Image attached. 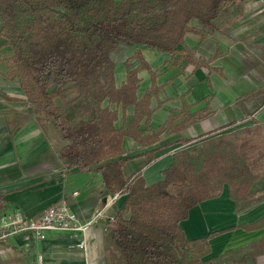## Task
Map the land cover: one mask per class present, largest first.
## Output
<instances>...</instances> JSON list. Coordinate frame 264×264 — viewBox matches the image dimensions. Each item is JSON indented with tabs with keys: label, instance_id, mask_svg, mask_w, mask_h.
<instances>
[{
	"label": "trees",
	"instance_id": "obj_1",
	"mask_svg": "<svg viewBox=\"0 0 264 264\" xmlns=\"http://www.w3.org/2000/svg\"><path fill=\"white\" fill-rule=\"evenodd\" d=\"M243 0H0V36L11 48L6 77L17 80L42 128H52L61 146L57 158L66 172L100 174L110 194L125 196L123 208L108 223V264H255L264 255V238L233 251L213 263L210 236L189 240L180 227L189 211L220 196L224 185L239 210L249 199L252 184L264 176V127L222 133L224 127L194 139L172 155L162 180L146 185L141 173L125 179L122 139L151 146L172 127L175 116L155 132L143 135L138 125H149V103L157 93L156 74L139 52L124 63L126 82L116 87L111 54L121 45L146 46L171 55L172 66H202L184 45L187 33L214 30V21L227 7ZM195 21L198 31L190 27ZM139 66L131 69V62ZM146 70L150 88L137 100V74ZM76 91L68 99L70 91ZM59 101L61 104H58ZM107 102L108 106L104 107ZM117 106L110 110L109 105ZM133 106L127 129H117L122 115ZM195 121L199 120L195 117ZM187 120V119H186ZM153 158L148 156V162ZM264 227V217L245 230ZM228 257V258H226Z\"/></svg>",
	"mask_w": 264,
	"mask_h": 264
},
{
	"label": "crops",
	"instance_id": "obj_2",
	"mask_svg": "<svg viewBox=\"0 0 264 264\" xmlns=\"http://www.w3.org/2000/svg\"><path fill=\"white\" fill-rule=\"evenodd\" d=\"M1 27L0 22V30ZM190 27L202 30V25L195 21ZM184 45L195 60L205 65H187L180 70L171 65V55L146 46L121 44L111 54L116 87L126 82L124 63L137 52L156 74L158 90L150 99L149 125L142 120L138 131L151 134L170 116H175L172 127L185 126L178 132L167 129L157 143L147 147L124 137V155L117 159L139 155L124 164L125 179L141 173L146 185L161 181L172 155L186 147L184 140L229 125L232 126L222 133L250 128L255 123L264 127V0H243L227 7L214 21L213 31L206 32L205 37L187 33ZM10 57L11 48L0 36V216L19 211L36 218L49 206L64 200L84 221L102 209L112 194L103 187L99 173L64 170L57 158L61 142L56 133L52 128L40 127L19 82L6 77L5 61ZM139 64L133 60L131 69ZM137 77L140 83L136 98L140 100L150 88L151 79L146 70H140ZM75 96L74 90L67 94L68 99ZM116 108L109 105L110 110ZM133 117V106L126 108L124 117L119 107L115 127L127 129ZM195 117L199 120L195 121ZM148 156L153 158L152 162H148ZM74 193L77 195L73 196ZM248 194L249 199L238 210L224 185L219 197L192 208L188 218L180 223L189 240L211 235L210 253L203 261L213 263L264 238V227L243 228L264 217V176L252 184ZM124 201L125 196L119 195L86 232V250L73 247L79 239L69 231H47L43 240L32 233H20L0 242V264H108L107 218L114 217ZM255 264H264V255L258 256Z\"/></svg>",
	"mask_w": 264,
	"mask_h": 264
},
{
	"label": "built area",
	"instance_id": "obj_3",
	"mask_svg": "<svg viewBox=\"0 0 264 264\" xmlns=\"http://www.w3.org/2000/svg\"><path fill=\"white\" fill-rule=\"evenodd\" d=\"M74 193L73 196H76ZM119 198V193L108 196L102 209L95 211L88 219L81 221L70 209L69 204L61 200L57 204L46 208L36 218H29L19 211H14L0 216V242H5L10 236L20 233H32L37 239H45L47 231H69L78 243L74 248L86 250V232L96 225L104 216L107 207L113 205ZM108 223L114 217L107 218ZM39 260H41L39 258Z\"/></svg>",
	"mask_w": 264,
	"mask_h": 264
},
{
	"label": "rangeland",
	"instance_id": "obj_4",
	"mask_svg": "<svg viewBox=\"0 0 264 264\" xmlns=\"http://www.w3.org/2000/svg\"><path fill=\"white\" fill-rule=\"evenodd\" d=\"M70 99V98H69Z\"/></svg>",
	"mask_w": 264,
	"mask_h": 264
}]
</instances>
